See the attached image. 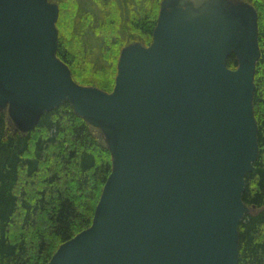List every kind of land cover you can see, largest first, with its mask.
<instances>
[{
	"label": "water",
	"instance_id": "1",
	"mask_svg": "<svg viewBox=\"0 0 264 264\" xmlns=\"http://www.w3.org/2000/svg\"><path fill=\"white\" fill-rule=\"evenodd\" d=\"M58 17L49 0H0V114L27 134L68 103L111 158L90 227L47 264H238L240 223L256 214L242 201L259 154L254 7L162 0L150 45L121 50L110 93L57 58Z\"/></svg>",
	"mask_w": 264,
	"mask_h": 264
},
{
	"label": "trees",
	"instance_id": "2",
	"mask_svg": "<svg viewBox=\"0 0 264 264\" xmlns=\"http://www.w3.org/2000/svg\"><path fill=\"white\" fill-rule=\"evenodd\" d=\"M59 8L56 56L73 81L110 93L121 50L148 47L162 0H50ZM257 12L260 58L253 113L259 154L242 201L256 212L240 223L238 264H264V0ZM230 69L236 68L231 56ZM111 173L110 153L68 103L27 134L0 114V264H47L58 247L90 227Z\"/></svg>",
	"mask_w": 264,
	"mask_h": 264
},
{
	"label": "rangeland",
	"instance_id": "3",
	"mask_svg": "<svg viewBox=\"0 0 264 264\" xmlns=\"http://www.w3.org/2000/svg\"><path fill=\"white\" fill-rule=\"evenodd\" d=\"M235 1H237V2H245V1H243V0H235ZM97 134V133H96ZM97 137H98V134H97ZM98 139H99V137H98ZM100 140V139H99ZM100 141H102V140H100ZM103 142V141H102Z\"/></svg>",
	"mask_w": 264,
	"mask_h": 264
}]
</instances>
